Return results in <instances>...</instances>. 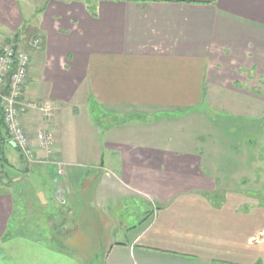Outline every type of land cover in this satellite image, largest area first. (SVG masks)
I'll return each mask as SVG.
<instances>
[{
    "label": "crops",
    "instance_id": "obj_1",
    "mask_svg": "<svg viewBox=\"0 0 264 264\" xmlns=\"http://www.w3.org/2000/svg\"><path fill=\"white\" fill-rule=\"evenodd\" d=\"M33 5L0 0V41L21 30L41 40L24 99L50 102L53 120L29 112L23 127L33 141L39 129L53 133L59 190L46 182L52 170L33 168L44 183L31 202L49 198L59 228L13 229L24 195L2 178L0 264H264V209L245 200L233 174L171 151L174 126L162 125L213 108L264 116V0ZM4 136L17 179L24 168Z\"/></svg>",
    "mask_w": 264,
    "mask_h": 264
},
{
    "label": "rangeland",
    "instance_id": "obj_2",
    "mask_svg": "<svg viewBox=\"0 0 264 264\" xmlns=\"http://www.w3.org/2000/svg\"><path fill=\"white\" fill-rule=\"evenodd\" d=\"M33 2V6L40 9L46 0H33ZM30 25L32 26L33 22H30ZM26 27H28V24ZM24 34V31L21 30L16 36L11 37L18 42L20 49L28 51L29 47H27L26 42L30 38L39 37L35 31H31V35L23 36ZM33 60L34 57H32L31 64ZM262 82L260 85L264 86V82L263 84ZM242 83H244L243 80H238L237 83L234 82L235 87H238L239 84L243 85ZM260 94L262 96L261 105L264 107V93ZM2 102L3 100L0 99V105ZM32 102L36 103L34 101ZM36 104H46L51 108V111L54 110L50 102ZM262 112L264 113V110ZM32 113L41 115L38 111ZM43 120L48 123L53 120V117ZM172 120V122L167 119L162 121L164 127H167V125L174 126V133H172L173 148H171V151H174L179 156L195 157L198 159L197 162H200V167L205 168L209 172H217L219 175L224 173L233 174L232 177L238 178L239 186L245 190L242 194L245 200L254 199L256 206L259 205L257 206L259 209H264V116L255 120L243 121V118H236L229 114L225 115L213 108L208 109V111L203 110L197 111L196 113L182 114ZM38 132L48 133L54 139L53 133L49 129H39L35 132L34 136ZM2 134L4 135V133ZM166 134L162 135L168 136L170 133L168 132ZM28 139L30 141L31 138L28 136ZM177 143L179 144L177 145ZM30 144H34L33 141H30ZM36 151L37 148H34V145L26 149L24 147L16 149L24 168L22 173L14 175V177H18L17 179L12 178L13 173L17 172L16 169L11 168L9 163H6L4 166L0 164V180L4 178V187L8 191H11L12 186L14 192L21 190L25 198H22L18 206L20 210L19 214L15 213L16 216L14 215L13 217L12 228L17 229L21 234L32 236L38 232L44 233V230L48 233L56 232L57 226L59 228V225L55 221L59 220L58 215L60 213L57 209L55 212L57 215L52 216L53 211L47 208L51 204L49 198L47 202L41 200L39 205L31 202L34 196L33 192H38V190L41 192L43 189L42 184L44 183L41 177L38 174L35 175L32 173L31 170L33 168H41V170L49 168L52 170L56 175L53 177L55 179L51 181L46 180V182H50L51 188L58 191L59 180L62 175H59V170L61 171L63 168L55 147L53 154L50 155V161L45 158L44 154H37ZM8 153L12 156L15 155L14 151L11 150H8ZM25 153H29L30 155ZM3 156L4 160H6L5 153ZM222 159H225L227 163L225 162L226 164L223 165L221 163ZM13 166L17 168L20 165H14L13 163ZM50 220L56 225L52 223L51 226V223H49ZM43 225L45 226L43 227ZM40 226L43 228L41 229ZM17 230L15 231L17 232ZM98 230L99 228H95L92 231L97 233ZM92 246L93 248L96 247V245H93V241Z\"/></svg>",
    "mask_w": 264,
    "mask_h": 264
},
{
    "label": "built area",
    "instance_id": "obj_3",
    "mask_svg": "<svg viewBox=\"0 0 264 264\" xmlns=\"http://www.w3.org/2000/svg\"><path fill=\"white\" fill-rule=\"evenodd\" d=\"M26 45L29 47L28 51L20 49L13 37H7L0 42V99L3 100L0 107L4 130L8 141L13 143L16 149L23 147L26 149L34 145V148H37L36 153L44 154L50 161L55 143L52 135L38 132L34 136V141L30 140L34 144H30L28 134L23 127V118L29 112L38 111L43 119L51 118L53 113L46 104H36L24 99L25 88L31 77L33 52L41 49V40L35 37L30 38ZM5 88L6 92L2 95ZM61 174L62 170H59V175Z\"/></svg>",
    "mask_w": 264,
    "mask_h": 264
},
{
    "label": "trees",
    "instance_id": "obj_4",
    "mask_svg": "<svg viewBox=\"0 0 264 264\" xmlns=\"http://www.w3.org/2000/svg\"><path fill=\"white\" fill-rule=\"evenodd\" d=\"M15 41H16V40H15ZM2 133H5V131H4V125H3L2 112H1V109H0V135H1ZM0 145H1V144H0ZM3 154H4L3 147L0 146V161H1L0 164H2V166L6 165V163H7V162H6L7 160H4V156H3Z\"/></svg>",
    "mask_w": 264,
    "mask_h": 264
},
{
    "label": "water",
    "instance_id": "obj_5",
    "mask_svg": "<svg viewBox=\"0 0 264 264\" xmlns=\"http://www.w3.org/2000/svg\"><path fill=\"white\" fill-rule=\"evenodd\" d=\"M5 92H6V88L3 90L2 95H3ZM13 146H14V144H13Z\"/></svg>",
    "mask_w": 264,
    "mask_h": 264
}]
</instances>
